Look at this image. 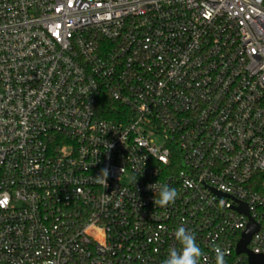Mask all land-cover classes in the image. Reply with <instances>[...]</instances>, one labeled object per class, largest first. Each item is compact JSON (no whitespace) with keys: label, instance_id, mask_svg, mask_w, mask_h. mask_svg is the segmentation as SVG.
Listing matches in <instances>:
<instances>
[{"label":"built area","instance_id":"built-area-1","mask_svg":"<svg viewBox=\"0 0 264 264\" xmlns=\"http://www.w3.org/2000/svg\"><path fill=\"white\" fill-rule=\"evenodd\" d=\"M250 219L264 254V0H0V264H162L179 227L250 264Z\"/></svg>","mask_w":264,"mask_h":264},{"label":"clouds","instance_id":"clouds-1","mask_svg":"<svg viewBox=\"0 0 264 264\" xmlns=\"http://www.w3.org/2000/svg\"><path fill=\"white\" fill-rule=\"evenodd\" d=\"M111 147L112 145L109 144V148ZM109 175L110 171L108 167H104L100 170L99 175L93 179L106 189L108 187L107 181ZM148 187L155 192L153 201L155 206L161 208L167 207L174 203L178 198L177 190L169 187L167 184L159 186L158 195L156 194L155 184H151ZM174 236L180 247H171L168 257L162 262V264H200V258L202 257L203 252L197 243L195 234L184 227H179L174 232ZM216 264H226L224 253L222 251L217 252Z\"/></svg>","mask_w":264,"mask_h":264},{"label":"water","instance_id":"water-1","mask_svg":"<svg viewBox=\"0 0 264 264\" xmlns=\"http://www.w3.org/2000/svg\"><path fill=\"white\" fill-rule=\"evenodd\" d=\"M244 213H248L246 208H241ZM258 230V225L254 222V220L250 219V222L246 228V230L242 233L241 239L239 240L236 252L246 253L248 255V260L250 264H264V254H254L248 248L247 244L251 239V236Z\"/></svg>","mask_w":264,"mask_h":264}]
</instances>
